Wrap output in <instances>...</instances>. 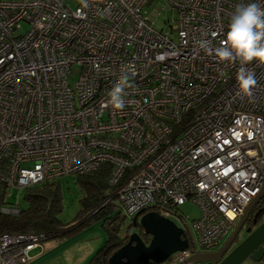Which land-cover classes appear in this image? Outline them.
<instances>
[{
	"label": "built area",
	"instance_id": "obj_1",
	"mask_svg": "<svg viewBox=\"0 0 264 264\" xmlns=\"http://www.w3.org/2000/svg\"><path fill=\"white\" fill-rule=\"evenodd\" d=\"M155 2L174 13L164 27L145 10ZM249 2L264 7L0 0V186L27 190L108 165L110 201L124 218L156 212L182 229L188 249L163 264L219 250L264 186V64L219 61L196 41L219 46L236 6ZM241 67L258 79L251 96L239 90ZM121 78L118 110L107 101ZM185 203L200 213L191 229L178 211ZM40 240L0 233V264H26Z\"/></svg>",
	"mask_w": 264,
	"mask_h": 264
},
{
	"label": "trees",
	"instance_id": "obj_2",
	"mask_svg": "<svg viewBox=\"0 0 264 264\" xmlns=\"http://www.w3.org/2000/svg\"><path fill=\"white\" fill-rule=\"evenodd\" d=\"M109 174L110 166L102 165L96 171L77 177L84 194L80 200L81 210L71 224H62L58 219L62 211L61 195L59 183L54 181L27 189L24 196L27 207L18 210L16 215L0 211V233L40 235L42 243L74 232L93 220H100L106 231L105 242L87 264H108V259L128 241L129 229L132 228L130 224L121 232L123 217L110 201L115 197L116 189L108 184ZM5 197L6 191L0 186V209L6 205ZM263 210L264 195L246 221L247 229L255 228L264 220ZM139 235L145 243L149 242V236L142 232Z\"/></svg>",
	"mask_w": 264,
	"mask_h": 264
},
{
	"label": "rangeland",
	"instance_id": "obj_3",
	"mask_svg": "<svg viewBox=\"0 0 264 264\" xmlns=\"http://www.w3.org/2000/svg\"><path fill=\"white\" fill-rule=\"evenodd\" d=\"M64 3L70 8L75 9L80 3V0H64ZM155 4L156 2L146 7L145 10L148 13L150 21L153 22L155 27H164V19H173L174 13L171 11L161 12L158 8L154 7ZM26 28V25L23 26L24 30H26ZM77 78V74H74L69 77V82L73 83L77 80ZM56 182L59 183L62 206V211L59 213L58 219L62 224H71L72 222H74L81 210L80 200L82 199L84 192L81 190L80 185L77 183L76 176L61 177L57 179ZM25 193V189L8 190L6 193L5 201L6 206L11 209H8V211L6 212H10L9 214L16 215L18 210L25 209L27 207L24 201ZM116 211L119 214L121 213L118 209H116ZM178 211L182 216L188 217L186 225L189 229H191L192 221L198 219L200 216L199 210L190 203H185L184 205L179 206ZM122 215L124 216L123 213ZM130 220V218L123 217L121 232L130 225ZM176 224L180 226L179 222L177 221ZM133 232L137 233V229H129V236ZM231 233L232 231L226 237L225 241L228 239ZM245 233L246 232H242L238 235L233 245L229 249V252L244 239L246 235ZM105 238L106 231L102 225V221L93 220L88 225L83 226L74 232L53 240L42 242L37 251H34V254L40 252V255L42 254L43 257L34 263L32 262V264H87L93 254L101 246H103ZM192 239L195 245V249L197 250V239L194 234L192 235ZM224 242L222 243V245L224 244ZM28 256L31 261V259H33L31 257L33 256V253H29ZM29 262H27L26 264H31V262ZM242 264L255 263L251 260H246Z\"/></svg>",
	"mask_w": 264,
	"mask_h": 264
},
{
	"label": "water",
	"instance_id": "obj_4",
	"mask_svg": "<svg viewBox=\"0 0 264 264\" xmlns=\"http://www.w3.org/2000/svg\"><path fill=\"white\" fill-rule=\"evenodd\" d=\"M263 195L264 186L219 250L195 254L183 264H242L246 260H251L255 264H264V220L253 230L246 229L248 235L229 252ZM130 224L133 228H140L144 235L149 236V242L145 243L138 233H131L128 241L108 259V264H163L171 255L183 252L189 247L182 229L156 212H141Z\"/></svg>",
	"mask_w": 264,
	"mask_h": 264
},
{
	"label": "clouds",
	"instance_id": "obj_5",
	"mask_svg": "<svg viewBox=\"0 0 264 264\" xmlns=\"http://www.w3.org/2000/svg\"><path fill=\"white\" fill-rule=\"evenodd\" d=\"M197 50L208 56H214L222 62H236L247 65L253 61L264 64V7L259 3L238 4L231 15L226 37L219 46L213 47L212 41H196ZM241 93L252 95V89L258 85L256 74L241 67L236 75ZM126 78H121L108 93L107 101L114 109H123Z\"/></svg>",
	"mask_w": 264,
	"mask_h": 264
},
{
	"label": "crops",
	"instance_id": "obj_6",
	"mask_svg": "<svg viewBox=\"0 0 264 264\" xmlns=\"http://www.w3.org/2000/svg\"><path fill=\"white\" fill-rule=\"evenodd\" d=\"M38 249V248H37ZM37 249H35V250H33V251H31L30 253H33V256H31L33 259H31V264H32V262L34 263V262H36L37 260H39V259H41L42 257H43V255L41 254L40 255V252L39 253H35L34 254V251H37ZM61 253V252H60ZM29 262V263H30Z\"/></svg>",
	"mask_w": 264,
	"mask_h": 264
},
{
	"label": "flooded vegetation",
	"instance_id": "obj_7",
	"mask_svg": "<svg viewBox=\"0 0 264 264\" xmlns=\"http://www.w3.org/2000/svg\"><path fill=\"white\" fill-rule=\"evenodd\" d=\"M254 208H255V207H254ZM132 228H133V227H132ZM133 229H137V233H138V234H139L140 232H143V231H142L140 228H138V227L133 228ZM246 229H247V228L244 227V229H243L240 233H242V232H243V233L246 232V231H244V230H246ZM253 229H254V227L252 228V230H253ZM240 233H239V234H240ZM245 234H246V235H245V237H246L248 234H247V233H245ZM245 237H244V238H245ZM236 246H237V245H236ZM236 246H235V247H236ZM230 251H231V250H230Z\"/></svg>",
	"mask_w": 264,
	"mask_h": 264
}]
</instances>
